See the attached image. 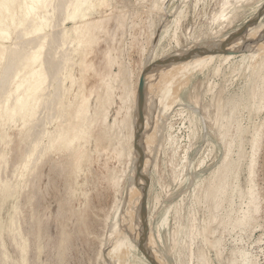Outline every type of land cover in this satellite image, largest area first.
<instances>
[{
    "label": "rangeland",
    "instance_id": "obj_1",
    "mask_svg": "<svg viewBox=\"0 0 264 264\" xmlns=\"http://www.w3.org/2000/svg\"><path fill=\"white\" fill-rule=\"evenodd\" d=\"M144 1L109 0L108 5L100 7L98 12H93L92 19H109L105 31L99 35L97 44L92 51L90 49L91 53L89 52L86 57L87 62L94 63L97 71L89 70L81 73L80 56H76L72 73L76 76L77 83L71 87V81L69 79L65 81V86L70 88L65 98L67 105L73 98L75 99L74 94L80 89L89 93L93 87L98 88L90 98L89 106L92 114L95 112L94 103L97 104L98 96L105 95L106 80L115 81L114 100L109 105L110 114L107 124L101 125L97 122L91 124L88 140L82 138L74 143L71 150L60 152L49 150L50 153H47L43 162L41 161L42 164L38 165L36 172L30 177L29 184L26 185L25 178L12 175L14 168L21 163L23 144H20L17 131L11 130L14 142L10 146V156H13H9L10 162L2 176L14 178L12 177V186L7 196L0 202L1 222L8 223L10 215L16 209L21 212L16 226H13L12 230H8V227L4 230V241L0 237V264H118L117 261H120V264H152L139 247L142 239L141 201L136 214L133 212L135 217L128 218V213L124 211L125 208L127 210L131 207L129 200L131 186L138 169L132 167L131 156L129 158L126 156L128 148L124 146V138L125 134H128V129L124 128L121 131L118 127H114L115 130L109 127L117 115L120 105L119 95L124 86L129 85L128 82L137 85L139 78L144 75L143 51L151 38L158 41V45L153 47L148 56L151 64L168 55L182 54L185 50L197 46L206 47L212 44L211 47H214L211 42L227 39L231 32L243 27L261 9L264 0ZM179 14H182L180 19ZM261 16L263 18L260 23L251 25L253 27L250 26L251 29L248 27L243 34H248V31L249 34L264 31V12ZM173 18L179 20L178 23L173 21ZM65 25L71 27L73 24L69 21ZM163 33L164 37L161 39ZM263 37L264 35L250 41L249 43L253 42L255 46L248 43L246 50H243L244 54L241 51L233 55L230 60L224 61L225 64H222L219 74L213 68L220 61L222 62L223 56H220L221 59L217 56L213 63L204 67L202 71H200L202 62L197 63L194 69L190 70L189 75L187 73L189 67L188 71L185 70L186 73L183 69L187 68L190 59L156 66L144 75L146 107L143 106V109L148 107V114L146 113L145 116L146 121L149 122L145 124L146 127L143 125L142 134L145 136L143 146L149 147L148 151H144L143 161H146L144 173L148 176L151 171L148 192V240L163 264H197V258L191 263L190 252L194 251L197 255V251L200 250L208 256L209 264H245L240 256V250L255 264H264V106L257 112H250L249 98H245L249 88L248 71L235 69L244 57L247 59V56L249 57L245 60V66L250 67V63L259 54L257 52L264 51ZM209 46L207 48H210ZM109 53L112 57L116 56L117 63H114L113 67L107 62ZM79 76L84 83L86 82L85 84L79 80ZM116 77L120 78L116 79ZM123 79L126 83H123ZM82 84L84 87L81 86ZM147 84L152 87L151 91L147 89ZM233 101H241V104L235 116L237 121H233L234 126L230 129L227 139L236 135L237 122L245 130L247 127L248 129L243 133L247 159L251 151L248 140L256 128L254 126L257 125L262 132L254 177L259 210L254 214L250 225L243 230L233 228L231 221L240 213L241 206L245 207L246 197H242L238 192L229 194L218 211L213 208L210 198L202 194L225 155L226 145L222 135L224 128H221V125L226 123ZM159 107H162L160 111ZM73 110L68 109L69 113H64L63 118L57 121L54 119L52 124L48 123V130L52 131L61 122L66 124ZM157 111L160 112V116L156 126V123L152 124L150 121ZM84 128L88 130V125ZM133 146L132 153L135 152L136 145ZM121 147L122 149L126 147L122 150L123 159L119 155L117 157ZM113 148L116 150L114 151ZM236 150L237 148L235 153ZM83 151L85 156L80 160L79 172L72 164L71 154L81 155ZM247 159L244 160L238 180L243 194L248 187L245 170ZM36 175L38 177L42 175L43 178H38ZM117 179H121L120 187L115 186L114 181ZM142 180L144 179L141 176L139 182ZM31 182L34 184L31 185ZM232 198L234 202L230 205ZM169 209L167 223L164 216ZM232 209L234 211L228 216ZM162 219H165V222ZM205 221L208 224L204 237L198 233L203 230ZM192 223L195 224L194 228ZM191 229L194 230L193 234H190ZM127 239L130 243L126 242ZM135 239L138 242V251L131 245ZM24 240L28 242L27 251L21 250ZM217 240L220 242L214 246ZM116 241L117 247L121 245L117 250L118 254L125 253L122 258H116L117 261L108 256V250L114 246L112 243L116 244ZM146 247L149 249L147 245ZM105 258L108 260L105 261Z\"/></svg>",
    "mask_w": 264,
    "mask_h": 264
},
{
    "label": "bare ground",
    "instance_id": "obj_2",
    "mask_svg": "<svg viewBox=\"0 0 264 264\" xmlns=\"http://www.w3.org/2000/svg\"><path fill=\"white\" fill-rule=\"evenodd\" d=\"M108 1L109 0H0V147H1L0 148V202L2 201V199H4L7 196L8 191L12 186L11 180L13 176L11 178L10 176L6 178L2 176L3 171L5 172L6 167L8 163L10 162L9 161L10 160L9 156L11 153L10 146H12L11 143L14 142L13 141L14 136L11 133L12 132L11 130H16L17 136H19L20 140L23 141V143H21L20 141V144H23L22 146L23 151L21 152L22 153L21 163L19 164V166H16V168H14L15 169L14 172H12L13 170H11V172L13 173L11 174L15 176H19L20 178H25V185H26L27 183L29 184L30 177L32 176V174L36 172L38 165L41 163V161L43 162L44 157L47 155V153L49 154L51 152V149L55 151L57 150V152L58 151L60 152L63 150L67 151L69 149L71 150L74 143L79 142L82 138H86L88 140L89 137L87 136H89L91 132L90 131L91 124H93L94 122L100 123L101 125L107 124L109 114H110L109 105L114 100V91L116 88L113 83L115 81L112 82V80H109L107 82L106 80L105 95L98 96L96 100L97 104L94 103V105H96V109H94L95 110L94 114L90 112L89 103L91 101L90 100L91 96H93L92 94L96 92L98 88L93 87L89 93H87L85 90H82V89H80L78 93L74 92L75 99L73 98V100H71L69 104L67 105L65 103V98L70 88H67L65 86V81L69 79L71 81V87L75 86V84L77 83V78L72 73V68L76 63L75 61L76 56H80L79 64L81 65V73H84L85 71H89V70L97 71L94 63L87 62L86 57L88 56L90 49L92 51L93 47L97 44L99 40V35L103 31H105L107 27V23H109L108 22L109 19H105V20L104 19H92L91 15L93 14V12H98L100 7L108 5ZM180 15L182 16V14H179V19L181 18ZM176 17H178V15ZM174 18H173V21H176ZM262 18L263 17L260 16V18H258L256 22L249 24L248 27H250L251 25L260 23ZM69 21L72 22L73 24L71 27H67L65 25ZM178 21H176V23H178ZM164 31L166 32L165 28H164ZM263 35H264V31H258L255 33L253 32L250 34L248 31V34H242L239 38L233 40L230 43H227L225 47L229 51L227 52H208V53L194 56L190 58V60H188L189 63L187 65V68L183 70L188 71V67H189V72H187L189 75L190 70L192 68L194 69L197 63L202 62L201 67H200L201 68L200 71H202L204 70V67L210 66L217 56H219V59H221L220 56L221 57L223 56L222 57L223 63L220 61V63L218 62L219 64L216 65L215 68H213L215 69V72L219 74L221 71L222 64H225L224 61H228L232 57H234L233 55H235L237 51L246 50L245 48L246 46H248V43L250 41H252L253 39L255 40ZM163 37H164V33L161 39H163ZM225 40L226 39L220 40L217 42H211L215 45L214 47L213 46L211 47L212 45L211 43H210L211 44L210 46L209 45L207 46H209L210 49L216 48V47L221 46L225 42ZM156 41L153 40V38H151L149 40L148 45L144 48L143 52H144L145 57L142 63V67H143L142 71L144 75H146L145 74L146 69L149 67V65H151V62H150L151 60H148L149 59L148 56H149L150 51H152L153 47H156L158 45L157 44L158 41L157 42ZM251 43L253 46H255L253 42ZM257 45L258 44H256V46ZM263 47H264V43H263ZM252 51H255V50H252ZM263 52L264 51L257 52L259 54L257 56L255 55L256 57L254 60L252 59L253 62L250 63L249 65L250 67L245 66V60H247L249 57L247 56V59L244 57V60L242 59L243 57H241L242 62L239 63V65L237 63L236 65L238 66L237 68H235V69H239V71L240 70L244 72L245 70L248 71L247 77H248L249 88H248V93L245 96V98L247 97L249 98L248 107L250 108L249 109L250 112H257L258 110H260V108L264 106V53ZM243 54H244V51H243ZM250 54L252 55L253 53H250ZM250 58H252V56ZM107 62L109 66H112L114 63H117L116 56L112 57L111 54L109 53V55L107 56ZM231 65L232 64L230 63V66ZM121 76H122V73H121ZM79 77H78L79 80H81V76ZM119 78L120 77L118 78L116 77V79H119ZM123 83H126L125 80L123 81ZM139 83H140V78H139L137 85L135 83L132 85L129 82H128L129 84L128 86L124 84L125 86L122 90V93L119 95L120 105H119V108L117 109V115L113 119L114 120L113 123L110 124V126L108 125L114 130H115L114 127H118L120 130L121 129L124 130V128L125 130L126 128L128 129V134L127 135L125 134V138H124V146L128 148L127 150L128 152L127 153L125 152V153L127 154L126 156H128V158L129 156H131V165H133L132 167L135 169H138V174L136 178H133L132 182L134 183L131 186V193H130L131 195L129 199L131 202V207L127 210L125 208L124 210L125 213L126 212L128 213V218L136 216V215L135 216L133 215V212H135L136 214V211H137L136 209L138 208L139 203L142 199L141 186L144 184V180H142L141 182L139 181L141 178V173H144L146 169V161H143L142 171L141 173L139 172L140 152L136 150L135 148V152L133 151L134 153H132V147L134 148L133 145H137L138 143L139 145L143 147V154H144V151L145 150L148 151L147 148H149L147 146H146L147 148L143 146L145 143V142L143 143V140L145 141L144 135L143 136L141 135V137L138 140H136V134L141 125V124L139 125V109H138ZM81 86L84 87L83 84ZM147 89L151 91L152 87L150 86V84L149 85L147 84ZM239 104H241V101H233L230 114L227 117V121L226 123H223L221 125V128L222 127L224 128L222 135L225 140L226 152L222 158L221 165L213 172L212 177H211V182L210 184H207L205 186L204 191H202V194H205V197L210 198L211 202L213 203L212 204L213 208L218 211L220 207L222 206L227 195L238 192L241 194L242 197H246L247 202L244 205L245 207L241 206L240 213H238L235 217H233L231 221L233 228H239L243 230L247 226L250 225V222L252 218L254 217V214L258 212L259 210L258 196L256 192V186L254 184V177H255V168H256V163H257V153L259 151L260 144H261L262 132H261V129L257 127V125L254 126L256 128L252 132L251 138L248 140V143L250 144V147H251V151H250V154L248 155V159L246 156V152L244 150V138H243V133L248 129L247 127L245 130L244 128H242L239 122H237L235 124L236 135L230 139H227L230 129L234 126L233 121H237L235 116H236V112L238 111L237 108ZM70 108L74 110L69 120L66 121V124L65 122L64 123L61 122V124L57 125L55 129H53L52 131L48 130L47 124L48 123L52 124L54 119L57 121L58 119H61V117L63 118V114L69 113L68 109ZM160 108L162 107H159V111H160ZM147 112H148V107L143 109L144 127H146L145 126L146 123H149L148 121H146ZM154 114H153L154 117L153 118L151 117L152 119L150 123L152 124L156 123V126H157L160 112L157 111V113H154ZM65 115L67 116V114ZM62 120L65 121L64 119ZM85 125H88V130L84 128ZM111 131L110 133L112 134L113 131L112 132ZM107 133H108V130H107ZM123 137H122V140H123ZM50 145L52 146V148H50ZM120 145H121V142H120ZM126 147L125 148L123 147V149H126ZM235 148H237L236 153H235ZM120 149L121 150L117 152V157L119 156L122 157L123 149L122 147ZM20 150H22V148ZM115 150L116 149H114V151ZM71 155L73 158L72 164L73 166L77 167L79 171L80 160L85 156V152L83 151L81 155H75L74 153H72ZM16 156H17V153H16ZM123 158L124 156L122 157V159ZM246 159H247V162L245 163V170L247 172V179H248L247 186L248 187L245 191V194H243L244 192L239 188L238 180H239V176H240L241 170L244 165V160ZM44 164H45V161H44ZM13 166H15V164ZM59 166H57L58 169H59ZM150 169H152V167ZM150 174H151V171L148 174L149 178H150ZM36 177L38 176L36 175ZM39 177H42V175ZM120 181L121 179H117L114 181L116 187H120ZM30 184L32 185L34 184V182L33 183L31 182ZM85 192L86 191H84V193ZM202 198H204V196H202ZM125 199H127V197H125ZM233 202L234 201L232 198L230 201V205L233 204ZM169 211L170 209L166 211V214L164 216V218H166V222L168 220L167 216H168ZM233 211L234 210L232 209L227 215L231 216V213ZM20 212L21 211L19 209L18 210L16 209L10 215V219L8 220L9 221L8 223L7 222L2 223L1 222L2 219L0 217V237L2 238V240H3L4 230L7 227H8V230L9 229L12 230V227L16 226V223L19 218L18 215L20 214ZM117 213L119 212L117 211ZM130 214H132L133 216H130ZM216 216L217 215L215 214V217ZM134 219L135 218H133V220ZM164 220L162 219V221ZM207 224L208 223L205 221L204 228L203 230L199 231L198 235H203L205 237ZM194 225L195 224L192 223L193 228H194ZM161 227H162V222H161ZM191 231L192 233L190 234H193L194 230L191 229ZM211 233L213 234V232ZM126 242H129L128 239ZM219 242L220 240H217L216 244H213V245L217 246ZM112 244H114V246L112 245L113 246L112 248L109 247L110 249L108 250V256H110L114 260L116 258L117 259L122 258V255L125 254L123 252L124 250L121 251L123 252L122 255L120 253L119 255L117 252V250L120 248L121 245L119 244L117 247V244H118L117 241H116V244L115 242ZM131 245L133 246V249L137 251L139 250L138 242L136 239L134 240L133 244L131 242ZM146 245L149 247L156 261H158V263L160 264H163L162 260L159 258L154 248L151 246L148 240V237L146 240ZM28 248H29L28 242L27 240H24V242L21 244V250L27 251ZM190 253H191L190 254L191 263L194 258H197L198 260L197 264H209L210 263L208 256L202 250H200L199 252L197 251V255L194 251ZM239 253H240V256L243 258V260L245 261V264H255L253 261H251L247 257V254L244 253L242 250H240ZM107 258H105L106 259L105 261L108 260ZM117 259L115 261H117ZM140 260L141 259H139V261ZM3 261L5 262V259ZM112 261L113 260H111V262ZM117 263L120 264V261H117ZM107 264H111V263H107Z\"/></svg>",
    "mask_w": 264,
    "mask_h": 264
},
{
    "label": "water",
    "instance_id": "obj_3",
    "mask_svg": "<svg viewBox=\"0 0 264 264\" xmlns=\"http://www.w3.org/2000/svg\"><path fill=\"white\" fill-rule=\"evenodd\" d=\"M264 12V5H262L261 9L256 13L254 17H252L243 27L237 29L233 33H231L225 42L216 48H207L203 46L194 47L189 50H185L182 54H172L168 55L167 57L163 59H159L149 65V67L146 69L145 74L152 68L156 66H162L167 65L170 63H175L183 60L190 59L194 56L201 55L208 52H227L229 51L226 49L227 43L232 42L233 40L239 38L246 30L249 24H252L260 18L261 13ZM242 51V50H239ZM237 51L236 53H240ZM144 88H145V77L142 75L139 83V90H138V109H139V119H140V127L138 129V132L136 134V140H138L142 133H143V124H144V114H143V106H144ZM136 150L140 152V161H139V172L141 173L143 168V160H144V154H143V147L137 143L135 146ZM142 178L144 179V184L141 186V192H142V199H141V226H142V239L140 240L139 247L140 249L145 253L147 258L152 264H160L156 259L154 258L153 254L149 251V249L146 247V240L148 237L149 232V222H148V192L150 187V178L146 176L144 173H141Z\"/></svg>",
    "mask_w": 264,
    "mask_h": 264
}]
</instances>
